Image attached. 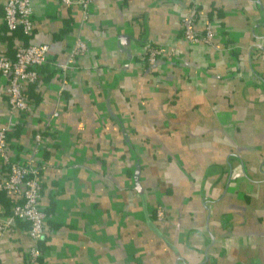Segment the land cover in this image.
<instances>
[{
    "label": "crops",
    "instance_id": "crops-1",
    "mask_svg": "<svg viewBox=\"0 0 264 264\" xmlns=\"http://www.w3.org/2000/svg\"><path fill=\"white\" fill-rule=\"evenodd\" d=\"M5 2L0 53L48 44L26 111L0 76L9 157L38 168L41 264H264V0H91L84 20L80 3L32 0L26 37ZM187 13L209 43L184 40ZM149 45L171 53L148 63ZM28 229L0 232V264H29Z\"/></svg>",
    "mask_w": 264,
    "mask_h": 264
},
{
    "label": "built area",
    "instance_id": "built-area-1",
    "mask_svg": "<svg viewBox=\"0 0 264 264\" xmlns=\"http://www.w3.org/2000/svg\"><path fill=\"white\" fill-rule=\"evenodd\" d=\"M64 4L80 3L82 20L89 13L91 0H59ZM32 0H6L3 5V22L10 31L20 29L29 36L33 30ZM194 17L184 14L181 17L182 36L189 43H209L214 29L211 24L204 25L203 32L194 28ZM86 42L81 37H76L67 59L60 64L65 71L69 63H73L78 55L86 50ZM170 49L149 45L144 52V59L148 63L156 62L157 58L170 54ZM48 60V44L46 43H19L15 48L13 57L0 53V76L5 77V91L10 112H22L29 108V102L24 93L27 84L34 82L38 75V67ZM9 125L0 126V160L8 165V170L0 176V192L7 194L11 200L10 213L6 218H0V232L11 224L14 218L28 222V234L32 244L27 250L29 264H41V248L38 240L41 239L46 220V211L40 206L41 183L37 175V166L32 159L25 162L13 161L8 154L7 133ZM35 142L41 141L40 133L34 135Z\"/></svg>",
    "mask_w": 264,
    "mask_h": 264
},
{
    "label": "trees",
    "instance_id": "trees-1",
    "mask_svg": "<svg viewBox=\"0 0 264 264\" xmlns=\"http://www.w3.org/2000/svg\"><path fill=\"white\" fill-rule=\"evenodd\" d=\"M19 37H26V35H24L21 31L19 32ZM40 67V66H39ZM19 113H21V112H19ZM16 128L14 127V128H12V127H10V131L7 133V140L9 141V137H10V135H11V131H12V133L14 134L15 133V130ZM2 169H4V170H8V165H6V164H3L2 165ZM37 175H38V169H37ZM10 200V199H9ZM10 203H11V200H10ZM9 213H10V210H9ZM16 219H19V218H14V220H16ZM40 241V239L38 240V242Z\"/></svg>",
    "mask_w": 264,
    "mask_h": 264
}]
</instances>
